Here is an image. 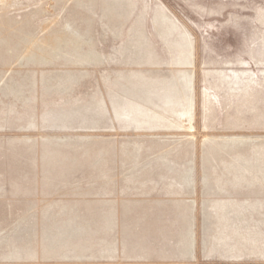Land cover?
<instances>
[{
  "label": "rangeland",
  "instance_id": "rangeland-1",
  "mask_svg": "<svg viewBox=\"0 0 264 264\" xmlns=\"http://www.w3.org/2000/svg\"><path fill=\"white\" fill-rule=\"evenodd\" d=\"M0 264H264V0H0Z\"/></svg>",
  "mask_w": 264,
  "mask_h": 264
}]
</instances>
